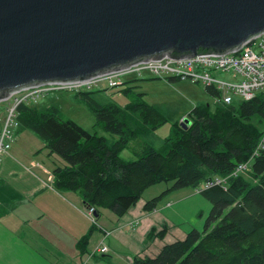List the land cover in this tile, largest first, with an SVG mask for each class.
<instances>
[{
    "label": "trees",
    "instance_id": "trees-1",
    "mask_svg": "<svg viewBox=\"0 0 264 264\" xmlns=\"http://www.w3.org/2000/svg\"><path fill=\"white\" fill-rule=\"evenodd\" d=\"M130 89L119 92L127 94ZM205 89L217 97L215 88ZM99 91L93 88L73 95L94 114L96 125L116 136L111 140L64 118L54 105H16V128L35 133L43 141L38 150L45 149L52 157L48 166L53 188L78 194L84 207L94 208L96 219L104 208L122 216L146 187L158 182H170L166 190L200 188L211 204L203 227L164 243L154 255L132 256V264H264V147H259L264 137V91L230 104H195L185 115L186 127L180 120L173 123L164 139L165 152L146 145L134 151L133 159L121 152L139 136V127L151 131L164 123L163 112L142 99L141 93L121 106L106 101ZM246 161L248 169L233 175L234 168ZM222 177L224 182L210 183ZM157 199H147L143 209H155ZM166 230L151 227L146 240L163 238ZM89 231L80 243H86Z\"/></svg>",
    "mask_w": 264,
    "mask_h": 264
},
{
    "label": "water",
    "instance_id": "water-1",
    "mask_svg": "<svg viewBox=\"0 0 264 264\" xmlns=\"http://www.w3.org/2000/svg\"><path fill=\"white\" fill-rule=\"evenodd\" d=\"M263 31L264 0H0V100L165 54L224 53Z\"/></svg>",
    "mask_w": 264,
    "mask_h": 264
},
{
    "label": "crops",
    "instance_id": "crops-1",
    "mask_svg": "<svg viewBox=\"0 0 264 264\" xmlns=\"http://www.w3.org/2000/svg\"><path fill=\"white\" fill-rule=\"evenodd\" d=\"M21 129H16L10 149L15 148L18 156L26 154L25 158L19 160L9 149L0 167V264H106L93 253L106 227L111 228L104 239L107 254L112 252L118 259L108 264H132V256L154 255L164 243L183 238L189 231L172 222L171 203L145 211L141 202L118 218L101 212L108 224L93 222L97 226L90 232L92 221L79 195L56 191L49 166L37 158V150L14 144ZM129 221L136 224L129 227ZM163 226L167 229L163 238L146 240L151 227L160 230ZM88 231L86 243H80Z\"/></svg>",
    "mask_w": 264,
    "mask_h": 264
},
{
    "label": "rangeland",
    "instance_id": "rangeland-1",
    "mask_svg": "<svg viewBox=\"0 0 264 264\" xmlns=\"http://www.w3.org/2000/svg\"><path fill=\"white\" fill-rule=\"evenodd\" d=\"M215 75L220 78L227 80L230 74L224 73L223 71H217ZM122 84L114 87L102 88L98 93L101 94L106 101L110 100L117 104L125 105L128 104L129 100L134 98H139V93H141V98L144 99L148 104L158 107L162 110L165 122L159 125L156 129L151 131L145 127H139V136L129 141L128 146L121 152V156L127 159H133L135 157L134 151L140 150L146 145H150L161 152L166 151L164 139L172 132L173 123L181 120L185 115L191 110V108L201 102H208L212 104L214 98L212 95L208 94L205 87L201 84L191 82L187 79H163L149 75L148 73H143L141 75H128L123 77ZM130 87V92L124 94L119 92L122 88ZM30 89L28 92L30 93ZM74 92L67 91H50L49 93H35L33 95L29 94L28 97L24 98L21 102H25L28 105L36 107H47L49 105L56 106L64 118H71L76 121L81 126L89 129L96 130L99 134L107 136L110 140L115 138L100 126L95 124L96 118L94 114L87 108V106L82 102L77 100ZM24 94V91L18 92L15 95L20 98ZM138 94V95H137ZM137 95V96H136ZM14 96H9L0 100V129L4 126L7 119L8 110L13 106ZM131 124V121H129ZM17 127V126H16ZM16 127L12 128L13 140L15 139ZM149 127V126H148ZM20 130V129H19ZM23 132L20 134L17 141L14 143L18 146H25L28 148L31 145L34 150H38L43 146V141L32 131L28 129H21ZM29 133V134H28ZM11 142V143H12ZM15 149V148H14ZM13 148L10 152L17 156L19 160L25 158L23 153H20V157L16 155V151ZM9 150L0 153V167L3 162V155L8 154ZM39 153V154H37ZM37 158L47 165L52 164V157L47 155V151L38 150ZM4 158V157H3ZM32 171V170H31ZM170 182H158L156 184L146 187L141 197L138 199L135 205L141 202H145L154 196H158L157 206L161 207L163 204L171 203V209L169 210L172 222L176 223L178 227L182 229L192 228L201 229L204 224V219L206 213L211 207L210 202L202 196L196 188L189 186L168 189ZM168 202V203H167ZM154 210V209H153ZM102 213H112L109 209H103ZM113 217L118 218L115 214ZM96 217V215H94ZM114 221V218H111ZM107 225L108 221L104 219L101 214V218L98 217L97 224ZM97 224H95L97 226ZM135 221H129V227L135 225ZM107 228V227H106ZM102 228L103 236L102 241L97 247L102 245L106 246L107 250L105 252H96L97 258L100 261L108 264L109 262H115L117 255L110 252L107 254L108 247L105 244L104 239L108 237L111 233V228ZM173 240V239H172ZM122 248V246H120ZM124 248H122V253H125ZM106 253V255H104ZM123 258V257H122Z\"/></svg>",
    "mask_w": 264,
    "mask_h": 264
},
{
    "label": "built area",
    "instance_id": "built-area-1",
    "mask_svg": "<svg viewBox=\"0 0 264 264\" xmlns=\"http://www.w3.org/2000/svg\"><path fill=\"white\" fill-rule=\"evenodd\" d=\"M229 73V79L218 78L217 71ZM148 73L163 79H187L204 87H213L218 95L215 101L230 104L233 100L250 99L256 93L264 91V31L249 36L238 46L224 52L209 55H191L185 58L165 54L162 58L152 60H137L114 70L97 73L85 79L73 82L32 85L10 92L14 96L13 106L8 110L7 119L0 129V153L9 150L13 140L12 128L18 125L16 121V105L29 94H43L50 91L78 92L93 88L114 87L122 83V78L128 75ZM30 89V93L28 92ZM24 91L18 98L13 94ZM3 98V99H4ZM264 147V137L259 143ZM1 160V157H0ZM249 161L239 163L232 174L242 173L248 169ZM225 178H215L210 183L224 182ZM207 184H205L206 186ZM199 191V189H196ZM94 208L88 207L86 213L93 220ZM106 246L96 247L94 252H105ZM82 264H85L82 263Z\"/></svg>",
    "mask_w": 264,
    "mask_h": 264
}]
</instances>
